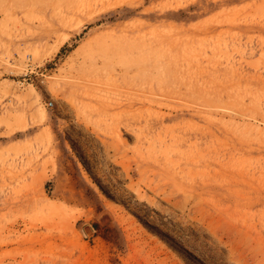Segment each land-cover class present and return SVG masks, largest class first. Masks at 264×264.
Wrapping results in <instances>:
<instances>
[{"label": "rangeland", "instance_id": "1", "mask_svg": "<svg viewBox=\"0 0 264 264\" xmlns=\"http://www.w3.org/2000/svg\"><path fill=\"white\" fill-rule=\"evenodd\" d=\"M180 227L264 264V0H0V264H200Z\"/></svg>", "mask_w": 264, "mask_h": 264}, {"label": "trees", "instance_id": "2", "mask_svg": "<svg viewBox=\"0 0 264 264\" xmlns=\"http://www.w3.org/2000/svg\"><path fill=\"white\" fill-rule=\"evenodd\" d=\"M182 244L191 248L190 255L199 260L200 264H226L222 255L218 254L217 248L209 244L207 237L199 232L188 231L186 227L171 228Z\"/></svg>", "mask_w": 264, "mask_h": 264}, {"label": "built area", "instance_id": "3", "mask_svg": "<svg viewBox=\"0 0 264 264\" xmlns=\"http://www.w3.org/2000/svg\"><path fill=\"white\" fill-rule=\"evenodd\" d=\"M53 103L52 102H50V105H52Z\"/></svg>", "mask_w": 264, "mask_h": 264}]
</instances>
